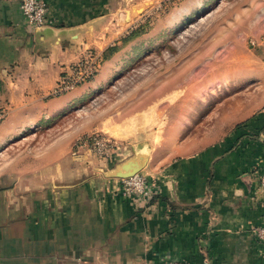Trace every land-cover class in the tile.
I'll list each match as a JSON object with an SVG mask.
<instances>
[{"label": "crops", "instance_id": "obj_1", "mask_svg": "<svg viewBox=\"0 0 264 264\" xmlns=\"http://www.w3.org/2000/svg\"><path fill=\"white\" fill-rule=\"evenodd\" d=\"M45 1L47 22L34 26L19 0H0V148L80 100L86 86L107 83L112 57L91 81L51 93L85 49L103 52L136 19L128 0ZM88 161L0 185V264H264L249 230L264 226V102L216 146L145 167L151 200L121 194L105 174L118 162Z\"/></svg>", "mask_w": 264, "mask_h": 264}, {"label": "rangeland", "instance_id": "obj_2", "mask_svg": "<svg viewBox=\"0 0 264 264\" xmlns=\"http://www.w3.org/2000/svg\"><path fill=\"white\" fill-rule=\"evenodd\" d=\"M132 2L128 12L136 19L124 21L107 83H91L80 100L3 145L1 186L71 160L108 167L142 153L141 172L162 168L216 146L263 104L264 0ZM94 136L119 149L101 159L90 150Z\"/></svg>", "mask_w": 264, "mask_h": 264}, {"label": "built area", "instance_id": "obj_3", "mask_svg": "<svg viewBox=\"0 0 264 264\" xmlns=\"http://www.w3.org/2000/svg\"><path fill=\"white\" fill-rule=\"evenodd\" d=\"M157 5L162 7L164 5H171L176 0H156ZM20 11L23 18L31 25L42 26L47 22V4L45 0H19ZM101 53L95 49H85L80 57L71 63L66 70H64L55 87L52 90V95L58 96L73 90L77 86L92 80L100 67ZM91 143L90 150L95 152L101 159H109L112 154L119 148L116 142L110 141L102 136H94L88 138ZM87 146V145H86ZM258 183L262 190H264V165L260 173L257 175ZM120 184V191L124 197H141L145 200H151L155 192V184L151 182L149 177L141 171L133 175L118 178ZM251 234L261 243L264 255V226L251 225L249 227ZM139 264H189L186 261L165 260L157 263H150L142 260Z\"/></svg>", "mask_w": 264, "mask_h": 264}, {"label": "water", "instance_id": "obj_4", "mask_svg": "<svg viewBox=\"0 0 264 264\" xmlns=\"http://www.w3.org/2000/svg\"><path fill=\"white\" fill-rule=\"evenodd\" d=\"M146 157L142 153H136L130 158L118 162L113 169L108 171L107 177L122 178L138 173L143 168Z\"/></svg>", "mask_w": 264, "mask_h": 264}, {"label": "trees", "instance_id": "obj_5", "mask_svg": "<svg viewBox=\"0 0 264 264\" xmlns=\"http://www.w3.org/2000/svg\"><path fill=\"white\" fill-rule=\"evenodd\" d=\"M175 2H178V0H176ZM174 2V3H175ZM138 27V28H137ZM136 27V29H134V30H132L133 32L131 33V35L128 37V38H130L131 36H133L134 34H136L137 33V30L138 29H141V28H143L144 27V25L143 24H140L139 26H137ZM124 41H126V39H124L122 42H124ZM116 45H110V46H108L107 48H105L104 50H103V52H101V55H102V59H108L109 58V56H111V54L113 53V51H115L116 50Z\"/></svg>", "mask_w": 264, "mask_h": 264}]
</instances>
